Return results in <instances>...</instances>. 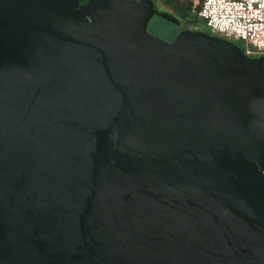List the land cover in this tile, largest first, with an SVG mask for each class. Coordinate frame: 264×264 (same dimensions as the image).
<instances>
[{
    "label": "water",
    "instance_id": "water-1",
    "mask_svg": "<svg viewBox=\"0 0 264 264\" xmlns=\"http://www.w3.org/2000/svg\"><path fill=\"white\" fill-rule=\"evenodd\" d=\"M82 1L0 0V264H264V56Z\"/></svg>",
    "mask_w": 264,
    "mask_h": 264
},
{
    "label": "built area",
    "instance_id": "built-area-1",
    "mask_svg": "<svg viewBox=\"0 0 264 264\" xmlns=\"http://www.w3.org/2000/svg\"><path fill=\"white\" fill-rule=\"evenodd\" d=\"M197 16L211 35L240 41L249 56H264V0H200Z\"/></svg>",
    "mask_w": 264,
    "mask_h": 264
},
{
    "label": "trees",
    "instance_id": "trees-1",
    "mask_svg": "<svg viewBox=\"0 0 264 264\" xmlns=\"http://www.w3.org/2000/svg\"><path fill=\"white\" fill-rule=\"evenodd\" d=\"M86 1L87 0H83L82 4H84ZM152 1L154 2L156 8H157L156 3L158 1H162L165 5H167L171 9L173 15L180 21V25H179L180 30H189L190 26H195V27H202L205 30L204 32L209 33L205 20L197 16V11L199 10L200 7V0H198L195 6L192 0H152ZM233 42L244 49V45L242 43L240 42L238 43L237 41H233ZM252 57H257V55H252Z\"/></svg>",
    "mask_w": 264,
    "mask_h": 264
},
{
    "label": "rangeland",
    "instance_id": "rangeland-1",
    "mask_svg": "<svg viewBox=\"0 0 264 264\" xmlns=\"http://www.w3.org/2000/svg\"><path fill=\"white\" fill-rule=\"evenodd\" d=\"M193 1V4L194 6L197 4L198 0H192ZM157 5V8L160 12H164V13H168V14H172L173 15V12H171V9L165 5L162 1H158L156 3ZM189 30H197V31H201V32H204L205 30L202 28V27H195V26H190L189 27ZM238 43L240 41H237ZM241 43V42H240ZM243 44V43H242ZM244 45V44H243Z\"/></svg>",
    "mask_w": 264,
    "mask_h": 264
}]
</instances>
